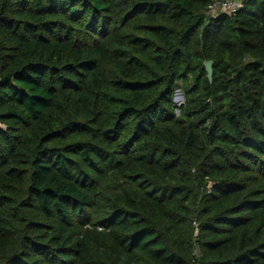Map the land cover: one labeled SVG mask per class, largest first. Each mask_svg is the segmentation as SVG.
Returning a JSON list of instances; mask_svg holds the SVG:
<instances>
[{"label":"trees","instance_id":"16d2710c","mask_svg":"<svg viewBox=\"0 0 264 264\" xmlns=\"http://www.w3.org/2000/svg\"><path fill=\"white\" fill-rule=\"evenodd\" d=\"M222 1L0 0V264H264V0Z\"/></svg>","mask_w":264,"mask_h":264},{"label":"built area","instance_id":"2783aa9c","mask_svg":"<svg viewBox=\"0 0 264 264\" xmlns=\"http://www.w3.org/2000/svg\"><path fill=\"white\" fill-rule=\"evenodd\" d=\"M242 7L243 0H224L222 2L212 3L208 8V13L211 17H217L220 14L235 16ZM182 96L183 94L181 93L180 97L177 98L178 101L180 100L178 106H181L185 103V99L181 98Z\"/></svg>","mask_w":264,"mask_h":264},{"label":"water","instance_id":"95a60500","mask_svg":"<svg viewBox=\"0 0 264 264\" xmlns=\"http://www.w3.org/2000/svg\"><path fill=\"white\" fill-rule=\"evenodd\" d=\"M204 67L206 69L209 81L212 82V80H213V62L212 61L206 62L204 64ZM181 98L183 99L184 97L182 96Z\"/></svg>","mask_w":264,"mask_h":264},{"label":"rangeland","instance_id":"374dc122","mask_svg":"<svg viewBox=\"0 0 264 264\" xmlns=\"http://www.w3.org/2000/svg\"><path fill=\"white\" fill-rule=\"evenodd\" d=\"M180 95H181V93H180V91L178 90L177 92H176V94H175V97H174V103L176 104V105H178L179 103H180V100L178 101V97H180Z\"/></svg>","mask_w":264,"mask_h":264}]
</instances>
